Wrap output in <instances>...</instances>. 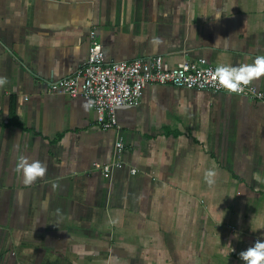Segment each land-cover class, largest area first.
Segmentation results:
<instances>
[{
  "label": "crops",
  "instance_id": "obj_1",
  "mask_svg": "<svg viewBox=\"0 0 264 264\" xmlns=\"http://www.w3.org/2000/svg\"><path fill=\"white\" fill-rule=\"evenodd\" d=\"M92 36L264 90V0H0V264H264V100L148 84L101 129L48 89Z\"/></svg>",
  "mask_w": 264,
  "mask_h": 264
},
{
  "label": "built area",
  "instance_id": "obj_2",
  "mask_svg": "<svg viewBox=\"0 0 264 264\" xmlns=\"http://www.w3.org/2000/svg\"><path fill=\"white\" fill-rule=\"evenodd\" d=\"M148 84H169L178 88L235 94L250 100H264V90L245 84L221 72L205 59L183 60L169 67L161 56L130 61L105 62L102 44L92 36L86 60L70 76L51 81L48 89L72 98L82 97L95 112L94 124L101 129L118 128L116 111L137 106ZM124 144L116 142L119 155ZM121 161L93 163V170L109 178ZM131 169V173H135ZM245 259V258H243Z\"/></svg>",
  "mask_w": 264,
  "mask_h": 264
}]
</instances>
